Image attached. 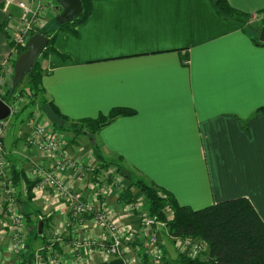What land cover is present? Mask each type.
I'll return each instance as SVG.
<instances>
[{"label":"crops","instance_id":"obj_1","mask_svg":"<svg viewBox=\"0 0 264 264\" xmlns=\"http://www.w3.org/2000/svg\"><path fill=\"white\" fill-rule=\"evenodd\" d=\"M4 1L0 90L6 92L12 90L13 61L4 27L8 15L12 26L18 24L20 10L4 9ZM39 1L38 33H49L58 52L46 51L38 58L46 100L68 122L108 118L114 109L129 114L93 135L97 154L84 134L54 128L36 105L26 102L9 118L0 195L3 181L10 182L15 207L26 223L23 246L16 253L0 196V264H34L37 250L45 263L53 256L60 258L59 264L119 261L95 249H73L77 240L105 237L94 222L99 210L119 229L132 264H157L146 252L151 248L160 255L158 264L179 254L201 259L185 253L184 239L170 237L163 224L143 228L145 197L129 187L136 180L152 182L193 211L246 198L264 223V111L257 112L264 108V45L253 42L254 32L218 17L210 0H94L82 22L63 29L57 20L62 8L55 0ZM227 2L249 14L250 21L264 10V0ZM263 27L264 17L258 28ZM36 126L55 134L57 151L31 146ZM102 162L113 164L108 166L113 174L106 177L109 168L101 167ZM36 167L55 170L88 210L77 214L53 189L37 188L31 177ZM81 169L91 176L82 178ZM101 186L104 190L98 192Z\"/></svg>","mask_w":264,"mask_h":264},{"label":"trees","instance_id":"obj_2","mask_svg":"<svg viewBox=\"0 0 264 264\" xmlns=\"http://www.w3.org/2000/svg\"><path fill=\"white\" fill-rule=\"evenodd\" d=\"M93 1L80 0L83 8L81 17L73 22L63 25L58 24V29L82 22L87 17ZM210 1L214 13L222 19L234 21L241 27L243 24L247 25L251 20L249 14L233 9L227 0ZM256 15L263 16L264 10L257 12ZM258 32L259 30H256L253 42L256 45H264L258 42ZM39 33L48 38L47 46L42 54L46 51H53L58 54L52 46L53 37L44 30ZM25 50L26 44L17 48V54L19 55ZM61 57L65 59V57ZM43 75L44 72L40 69L37 60L29 74L24 76L22 81L12 84L13 91L4 92L2 99L10 101L23 97L27 100L26 105H36L39 108L42 104L49 103L55 114L62 120V126L53 127L59 130L70 129L84 134L93 142V151L97 154L98 147L93 141V135L116 117L129 114V111L114 109L108 118L99 117L95 120L86 119L79 122H68L44 97L41 86ZM24 80L27 81L26 89L20 87ZM260 111H264V108L257 110V112ZM96 157L100 160L98 156ZM108 166L112 167L113 164L102 162L101 167L111 168ZM130 183L129 187L132 186L138 189L145 197L147 216L155 223L163 224L167 228L170 237L194 238L202 241L207 247L204 259L190 258L179 254L172 261L163 258L160 264H264V223L246 198L224 201L193 211L187 207L177 205L169 193L152 182L136 180L130 181ZM158 192H161V194ZM167 211L173 213V219L170 221L166 217ZM108 264H120V262L114 260Z\"/></svg>","mask_w":264,"mask_h":264},{"label":"built area","instance_id":"obj_3","mask_svg":"<svg viewBox=\"0 0 264 264\" xmlns=\"http://www.w3.org/2000/svg\"><path fill=\"white\" fill-rule=\"evenodd\" d=\"M11 6H15L20 10V15L17 17L18 24L12 26L13 16H7L8 25L4 27V32L7 33L8 38L11 42V53L9 55V60H16L17 48L26 44L27 40L34 34L38 33V22L41 17L42 4L37 0L25 2L24 0H5L4 9ZM4 67L5 64L3 63ZM13 68V65H12ZM1 83V82H0ZM1 85V84H0ZM3 91H0V99H2ZM21 99V98H19ZM14 99L7 103L9 108V116L0 121V178H4L5 175V162L3 158V136L5 129L8 126V120L14 116L20 106L22 100ZM35 138L30 141L33 148L41 152H54L59 149V140L52 131L47 130L42 126H36ZM60 167H57V171ZM111 169L105 170L104 174L106 177L111 175ZM113 174V173H112ZM115 174V173H114ZM91 176L89 172H83L81 169V177L87 178ZM31 177L36 180L38 187H48L53 189L55 194L59 199L68 202L75 213L84 214L88 207L83 202L81 197L73 192L59 177L56 175L55 170H45L40 167H36L31 171ZM104 186L98 187V192H102ZM3 202L5 203L6 214L11 222L12 230V246L13 251L18 253L23 246L22 231L25 227V219L19 214L18 209L15 207V191L10 182L3 181L1 195ZM142 217L143 228H150L156 223L147 217ZM94 222L102 228L106 235L101 240H77L73 244V249L78 252L82 248L95 249L103 253L107 257H116L119 259L121 264H132V260L126 256L125 248L123 247L122 235L120 234L117 226L109 219L106 212L103 210L96 211L94 213ZM150 246H154L155 237L152 236L149 239ZM183 251L186 253H192V256H196L199 252L206 249V245L200 240H193L191 238H186L182 242ZM147 254H149L152 259L158 264L160 262V255L154 248L148 249ZM60 258L51 257L45 263L41 256L40 250L34 253V264H59Z\"/></svg>","mask_w":264,"mask_h":264},{"label":"water","instance_id":"obj_4","mask_svg":"<svg viewBox=\"0 0 264 264\" xmlns=\"http://www.w3.org/2000/svg\"><path fill=\"white\" fill-rule=\"evenodd\" d=\"M55 2L62 8L61 14L57 17L60 25L73 22L81 17L83 8L80 0H55ZM258 42L264 44V27L259 29ZM47 43L48 38L40 33L32 35L27 40L26 50L17 56L13 64L11 80L13 84L22 81L24 76L29 74L31 68L45 50ZM40 110L51 125L62 126V120L55 114L49 103L42 104ZM9 113L7 103L0 99V121L6 119ZM37 233L42 234V222H38Z\"/></svg>","mask_w":264,"mask_h":264},{"label":"rangeland","instance_id":"obj_5","mask_svg":"<svg viewBox=\"0 0 264 264\" xmlns=\"http://www.w3.org/2000/svg\"><path fill=\"white\" fill-rule=\"evenodd\" d=\"M257 17V16H256ZM256 17H254L253 19H252V21H250L247 25H245V24H243V26L248 30V31H250L251 30V32H256V30H259V26H260V22H261V19L264 17V16H258L257 18H260L259 20H255L256 19ZM254 36H256V33L254 34ZM20 87L21 88H25L26 89V87H27V81L26 80H24V82L20 85ZM0 91H2V90H0ZM4 94V93H3ZM21 99H23V101H21L20 102V106H19V108H22V106H23V104L24 103H26V99L25 98H21ZM26 105V104H25ZM145 182V181H144ZM113 184H111V186H112ZM158 193H160L161 194V192H158ZM168 200V199H167ZM147 217V216H146ZM166 217L168 218V220L170 221V220H172L173 219V213L171 212V211H167L166 212ZM143 219H145L144 217H143ZM193 240H197V239H194V238H192ZM173 249L175 250V251H177V247H173ZM199 255H200V257H201V259H204L205 257H206V253H204V251L203 252H199L198 253Z\"/></svg>","mask_w":264,"mask_h":264},{"label":"flooded vegetation","instance_id":"obj_6","mask_svg":"<svg viewBox=\"0 0 264 264\" xmlns=\"http://www.w3.org/2000/svg\"><path fill=\"white\" fill-rule=\"evenodd\" d=\"M2 101H4L3 99H1ZM5 103H8L9 101H4Z\"/></svg>","mask_w":264,"mask_h":264}]
</instances>
